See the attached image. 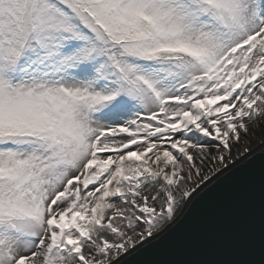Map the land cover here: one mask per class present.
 <instances>
[{"label": "snow or ice", "instance_id": "snow-or-ice-1", "mask_svg": "<svg viewBox=\"0 0 264 264\" xmlns=\"http://www.w3.org/2000/svg\"><path fill=\"white\" fill-rule=\"evenodd\" d=\"M264 125V0H0V264H124Z\"/></svg>", "mask_w": 264, "mask_h": 264}, {"label": "water", "instance_id": "water-1", "mask_svg": "<svg viewBox=\"0 0 264 264\" xmlns=\"http://www.w3.org/2000/svg\"><path fill=\"white\" fill-rule=\"evenodd\" d=\"M261 144L201 185L175 219L124 264H264Z\"/></svg>", "mask_w": 264, "mask_h": 264}, {"label": "bare ground", "instance_id": "bare-ground-1", "mask_svg": "<svg viewBox=\"0 0 264 264\" xmlns=\"http://www.w3.org/2000/svg\"><path fill=\"white\" fill-rule=\"evenodd\" d=\"M263 143L264 144V125H261L260 128L257 129V134L255 136L254 139H252L251 142V151L256 149L257 147L260 146V144ZM262 145V144H261ZM250 151V152H251ZM225 170V169H224ZM186 203V202H185ZM185 205V204H184ZM184 207V206H183ZM182 207V208H183ZM182 209L180 208L176 214H178Z\"/></svg>", "mask_w": 264, "mask_h": 264}, {"label": "rangeland", "instance_id": "rangeland-1", "mask_svg": "<svg viewBox=\"0 0 264 264\" xmlns=\"http://www.w3.org/2000/svg\"><path fill=\"white\" fill-rule=\"evenodd\" d=\"M177 213V212H176Z\"/></svg>", "mask_w": 264, "mask_h": 264}]
</instances>
